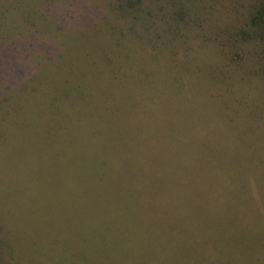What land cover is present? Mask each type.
I'll return each instance as SVG.
<instances>
[{"label":"rangeland","instance_id":"obj_1","mask_svg":"<svg viewBox=\"0 0 264 264\" xmlns=\"http://www.w3.org/2000/svg\"><path fill=\"white\" fill-rule=\"evenodd\" d=\"M40 1L0 0V28L25 35L34 25L52 33L56 24L39 18L52 17ZM68 3L74 10L67 26L47 50L26 39L0 40V209L14 237L22 234L24 248L32 246L28 261L38 245L34 232L45 225L58 242L48 264L61 254L77 264H137L139 253L153 258L151 237L137 234L139 221L151 227L153 213L141 203L143 182L169 205L180 203L172 186L176 174L222 170L242 186L244 171L228 167L237 148L245 152L243 161L258 165L249 174L264 205V122L242 115L254 113L250 105L241 108L245 121H224L233 110L213 94L220 70L210 48L191 43L179 56L169 48L151 54L140 49V40L128 45L121 39L115 49L111 41L125 28L109 30L108 12H101L105 0ZM13 203L37 216L28 223L30 236L8 224ZM249 216L230 264H264V223L254 228L258 218Z\"/></svg>","mask_w":264,"mask_h":264},{"label":"trees","instance_id":"obj_2","mask_svg":"<svg viewBox=\"0 0 264 264\" xmlns=\"http://www.w3.org/2000/svg\"><path fill=\"white\" fill-rule=\"evenodd\" d=\"M40 5L54 17L45 14L39 17L56 24L52 33L40 31L34 25L26 30L25 35L20 32L10 35L0 28V40L10 37L26 39V45L30 43L41 51L56 43L52 36L65 30L68 15L74 8L69 6L68 0H42ZM104 11L108 12L111 32L120 26L125 28L116 32L119 37L111 41L115 49L120 46L121 39L128 45L138 39L140 49L151 54L169 48L175 56L190 52L191 43L197 49L208 46L214 56V64L220 70L213 83V94L224 98L226 109L233 110L224 117V121L231 124L236 117L245 121L242 115H246L250 122H264V113H260L264 108V0H105L101 12ZM153 20L160 24L155 26ZM137 24H141L143 30H139ZM18 35L22 36L16 37ZM164 35H170L165 42L162 41ZM249 105L254 113L241 115V108ZM257 144L260 146L262 143ZM244 155L243 150L235 149L231 158L233 167L228 165L229 169L239 168L234 169L235 173L244 171L240 178L242 186H237V178L230 180L222 170L211 173L209 169L202 168L200 172L174 175L176 179L172 186L176 189L175 200L180 201V205L159 202L144 184L147 180L143 182L147 191H141L143 201L139 202L153 213L151 227L139 221L137 234L151 237L154 255L152 258L137 254V264H230L228 259L232 250L241 243L238 240H242L243 225L250 224L249 213L258 218L251 221L254 228L264 223V205L249 174V170L258 165H253L248 159L243 161L240 157ZM166 176L169 180L173 174ZM240 191L244 192L246 200H242ZM13 204L16 206L14 219L7 218L8 224L15 223L18 231L30 236L32 231L28 223L31 219L35 222L37 216L23 212L22 208L20 210L18 203ZM18 212L21 213L22 227L18 224ZM3 214L0 209V264H23V260L28 261L27 253L32 246L24 248L22 234L17 239L14 237ZM45 228V231L40 227L34 232L38 245L33 251L37 252L32 251L34 257L28 261L29 264H48L52 260L48 253L57 254L58 242L53 237V227L45 225ZM48 232L51 234L42 241L41 235L45 237ZM28 240L34 241L29 237ZM146 240V237L142 238L143 242ZM225 245L227 249L222 251ZM66 256L61 254L51 264H77L74 256ZM253 261L258 264V260Z\"/></svg>","mask_w":264,"mask_h":264}]
</instances>
